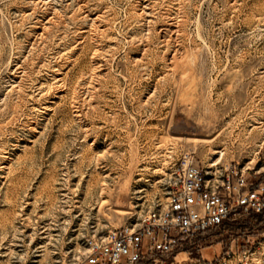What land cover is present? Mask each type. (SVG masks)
Segmentation results:
<instances>
[{"label":"rangeland","instance_id":"374dc122","mask_svg":"<svg viewBox=\"0 0 264 264\" xmlns=\"http://www.w3.org/2000/svg\"><path fill=\"white\" fill-rule=\"evenodd\" d=\"M183 157L264 171V0H0V264H80L85 236L165 204ZM263 229L176 264H264Z\"/></svg>","mask_w":264,"mask_h":264},{"label":"built area","instance_id":"2783aa9c","mask_svg":"<svg viewBox=\"0 0 264 264\" xmlns=\"http://www.w3.org/2000/svg\"><path fill=\"white\" fill-rule=\"evenodd\" d=\"M227 173L210 172L208 177L191 158L178 160L165 204L119 228L85 236L79 263L176 264L177 255L198 236L245 216L264 219V171ZM256 233L254 247L264 251V229ZM246 256L231 250L201 264H245Z\"/></svg>","mask_w":264,"mask_h":264},{"label":"trees","instance_id":"16d2710c","mask_svg":"<svg viewBox=\"0 0 264 264\" xmlns=\"http://www.w3.org/2000/svg\"><path fill=\"white\" fill-rule=\"evenodd\" d=\"M251 216L258 218L260 222L264 223V219L262 218V216L260 215H251Z\"/></svg>","mask_w":264,"mask_h":264}]
</instances>
